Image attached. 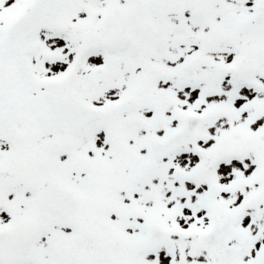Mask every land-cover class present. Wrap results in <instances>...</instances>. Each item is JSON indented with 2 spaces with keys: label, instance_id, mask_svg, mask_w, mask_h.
Wrapping results in <instances>:
<instances>
[{
  "label": "snow or ice",
  "instance_id": "6c2138e0",
  "mask_svg": "<svg viewBox=\"0 0 264 264\" xmlns=\"http://www.w3.org/2000/svg\"><path fill=\"white\" fill-rule=\"evenodd\" d=\"M0 264H264V0H0Z\"/></svg>",
  "mask_w": 264,
  "mask_h": 264
}]
</instances>
